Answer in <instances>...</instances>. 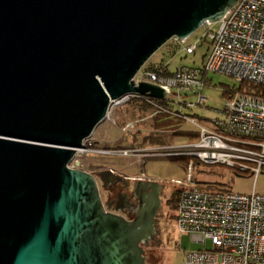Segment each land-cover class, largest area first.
I'll return each instance as SVG.
<instances>
[{"label":"water","instance_id":"water-1","mask_svg":"<svg viewBox=\"0 0 264 264\" xmlns=\"http://www.w3.org/2000/svg\"><path fill=\"white\" fill-rule=\"evenodd\" d=\"M238 1L0 0V264H149L161 186L135 183L126 220L68 165L112 101L168 97L133 80L152 55Z\"/></svg>","mask_w":264,"mask_h":264},{"label":"built area","instance_id":"built-area-1","mask_svg":"<svg viewBox=\"0 0 264 264\" xmlns=\"http://www.w3.org/2000/svg\"><path fill=\"white\" fill-rule=\"evenodd\" d=\"M218 24L216 31L207 29L205 34L208 47L201 68L181 66L172 76L140 69L133 79L135 84L158 85L168 96L171 89H175L177 95L180 92L197 95L196 105H204L201 90L207 76L213 73L264 89V0H239ZM171 40L180 44V51L187 55L196 50L195 45L182 47L186 39ZM135 97L141 96L125 95L112 101L106 120L113 109ZM223 114V120L211 121V128L217 131L186 117L185 122L198 127V141L187 146L162 147L150 154L192 156L206 164H223L240 170H246L239 166L241 163H252L258 167L253 174L259 173L264 167V92L262 95L233 93ZM129 127L132 124L122 130ZM90 138L76 151L68 165L70 169H79V159L90 151ZM103 153L117 157L138 154L135 150L108 149ZM186 170L189 185L177 183L179 187L174 186L178 195L176 226L180 234L189 236L200 248L187 252L183 264H264V195L201 191L192 178L191 163Z\"/></svg>","mask_w":264,"mask_h":264},{"label":"rangeland","instance_id":"rangeland-1","mask_svg":"<svg viewBox=\"0 0 264 264\" xmlns=\"http://www.w3.org/2000/svg\"><path fill=\"white\" fill-rule=\"evenodd\" d=\"M218 22L211 23L207 27H199L191 36H189L182 47L196 46L193 54H185L177 52L176 55L170 56L161 48L145 63L143 67L150 64H159L161 62H170L169 70L174 72L177 68L191 67L201 68L204 54L207 50V41L205 34L207 29L216 31ZM238 83L233 77L224 74L213 73L207 76V82L201 90V96L205 98L204 105H196L198 102L197 95L184 94L179 95L175 89L170 90V95L166 98L173 111H180L181 114L189 115L195 122L206 128H211L210 124L213 120H223L224 110L229 99V94L233 88H238ZM175 93V94H172ZM154 100V99H152ZM185 104H192L186 107ZM121 107V106H120ZM122 110V109H121ZM109 120L98 125L90 138L91 148L86 154L84 160L79 159V165L82 169H92L100 171L102 169H114L116 173L121 174L129 179L145 178L155 180L166 186L163 203L160 210V220L157 229L160 230V236L155 243L150 242L144 250L147 256L151 253L154 255L153 262L155 264H183L185 254L200 248L191 242L189 236L180 234L176 226V208L174 203L170 202L171 192H176L174 186L189 185V176L184 167L185 161L192 164V178L197 182V186L201 191L210 193L232 192L243 195H251L252 193L264 195V167L259 173L253 174L258 167L252 163H241L239 166L246 168H231L223 164H206L198 160L196 157L184 155H166V154H150L165 146H157L154 143H147L143 149H134L138 154L130 157L106 156L103 152L105 147L122 142L126 144L131 142L138 133L146 134L140 123H133L132 127L122 130L123 127L117 125V119L129 117L131 112H118L116 109L111 111ZM173 113V112H171ZM168 117L175 118L172 115ZM116 122V123H115ZM180 128L182 134L180 136H168L169 146L191 145L198 141V127L194 123L181 121ZM173 130V129H172ZM133 150V149H132ZM143 153V154H142ZM179 187V186H178ZM169 199L168 201H166Z\"/></svg>","mask_w":264,"mask_h":264},{"label":"trees","instance_id":"trees-1","mask_svg":"<svg viewBox=\"0 0 264 264\" xmlns=\"http://www.w3.org/2000/svg\"><path fill=\"white\" fill-rule=\"evenodd\" d=\"M162 49L164 52L168 53L171 57L176 55L177 52L181 50L180 44L174 43L172 40L166 43ZM168 64V65H167ZM170 62H161L159 64H150L147 67H143V71L149 72H162L165 76H172L174 72L169 70ZM163 69V70H161ZM238 88H233L229 94V97L235 92H246L251 95H262L264 89L258 85L249 82H242ZM186 107L187 104H185ZM172 106L167 104L165 100H152L146 97H135L128 101L121 107L116 108L118 112H131L129 117H124L117 119V125L123 127L130 122L140 123L144 131L148 130L146 134L142 131H138L135 135L133 134L131 142L123 144L122 142H117L114 145L107 146L105 149L108 150H134L143 149L147 143H154L157 146H169L168 136H180L182 134V129L180 128L181 121H185L186 117L189 115L181 114L180 111H173ZM191 107V106H190ZM122 109V110H121ZM167 112V113H166ZM173 112V113H171ZM172 115L175 118L168 117ZM192 118V117H191ZM116 123V122H115ZM133 123H131L133 125ZM124 128V127H123ZM173 129V130H172ZM214 130V128H211ZM217 131V130H214ZM198 137L194 135L192 137ZM196 137V138H197ZM187 161V160H186ZM185 161L184 167H187V162ZM197 183V182H196ZM170 202L174 203V208L177 209L178 195L171 196Z\"/></svg>","mask_w":264,"mask_h":264},{"label":"flooded vegetation","instance_id":"flooded-vegetation-1","mask_svg":"<svg viewBox=\"0 0 264 264\" xmlns=\"http://www.w3.org/2000/svg\"><path fill=\"white\" fill-rule=\"evenodd\" d=\"M133 126V125H132ZM85 157L82 158V160H84ZM79 169L81 171H84L90 175H92L97 183V187H98V192L101 198V202L104 206V210L108 213L111 214H115V215H119L121 217H123L126 220H131L133 219V213H132V209L137 206V201L135 200L134 197H132V191H133V186L135 185V183H137L138 181H142V182H153V183H157L161 186V189L159 191V197H160V209L157 212V216L155 217V228H156V234L155 237L152 241V243H155L158 241V244L160 243L159 236H160V230L157 229L159 220H160V210H161V205L163 203V198H164V194H165V188L166 186L163 185L160 182H157L155 180H151V179H145V178H137V179H129L127 177L122 176L121 174H118L115 172L114 169H102L100 171H95L92 169H82L80 168L79 165ZM106 170H110L113 172V174L117 175V176H121L123 178L126 179V181L123 182H118L115 184H108L106 187L103 186V184L100 182L99 176L98 174L102 171H106ZM171 196H175L177 194L176 192H171L170 193ZM169 199H167L166 201H168ZM149 242V243H150ZM144 257H145V261L146 263L149 264H155L153 262L154 260V255L151 253L150 256L146 255V252L144 250Z\"/></svg>","mask_w":264,"mask_h":264}]
</instances>
